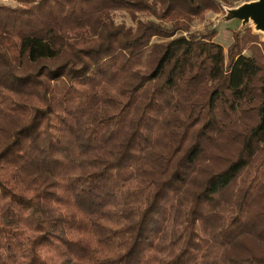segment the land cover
<instances>
[{
    "label": "trees",
    "instance_id": "obj_1",
    "mask_svg": "<svg viewBox=\"0 0 264 264\" xmlns=\"http://www.w3.org/2000/svg\"><path fill=\"white\" fill-rule=\"evenodd\" d=\"M0 3V264H264V40L217 0ZM154 14V12H151ZM159 38L151 41V37Z\"/></svg>",
    "mask_w": 264,
    "mask_h": 264
},
{
    "label": "rangeland",
    "instance_id": "obj_2",
    "mask_svg": "<svg viewBox=\"0 0 264 264\" xmlns=\"http://www.w3.org/2000/svg\"><path fill=\"white\" fill-rule=\"evenodd\" d=\"M135 2L134 0H129ZM148 5V9L112 8L109 10L110 17L114 23H122L125 26H135L137 20H152L167 24L161 20V9L164 6L159 0H142ZM217 10L205 9L200 15L190 17L187 21V30L193 33H210L211 38L219 42L225 52L227 44L231 41L232 30L249 26L251 31L256 32L258 38L264 40V31H260L258 23L254 20L256 14L250 11V6L257 0H217ZM0 3L8 5L19 4L16 0H0ZM151 12H154L151 13ZM151 41L159 38L152 36Z\"/></svg>",
    "mask_w": 264,
    "mask_h": 264
},
{
    "label": "water",
    "instance_id": "obj_3",
    "mask_svg": "<svg viewBox=\"0 0 264 264\" xmlns=\"http://www.w3.org/2000/svg\"><path fill=\"white\" fill-rule=\"evenodd\" d=\"M250 11L256 14L254 20L258 23V26L264 28V0L253 2L250 6Z\"/></svg>",
    "mask_w": 264,
    "mask_h": 264
},
{
    "label": "bare ground",
    "instance_id": "obj_4",
    "mask_svg": "<svg viewBox=\"0 0 264 264\" xmlns=\"http://www.w3.org/2000/svg\"><path fill=\"white\" fill-rule=\"evenodd\" d=\"M260 28V31H264V28L263 27H259Z\"/></svg>",
    "mask_w": 264,
    "mask_h": 264
}]
</instances>
